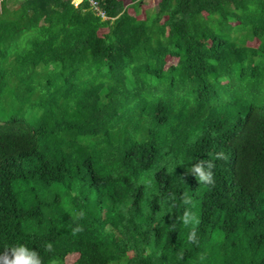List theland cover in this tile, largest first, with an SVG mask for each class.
<instances>
[{"label":"trees","instance_id":"obj_1","mask_svg":"<svg viewBox=\"0 0 264 264\" xmlns=\"http://www.w3.org/2000/svg\"><path fill=\"white\" fill-rule=\"evenodd\" d=\"M143 1H1L0 264H264V0Z\"/></svg>","mask_w":264,"mask_h":264},{"label":"clouds","instance_id":"obj_2","mask_svg":"<svg viewBox=\"0 0 264 264\" xmlns=\"http://www.w3.org/2000/svg\"><path fill=\"white\" fill-rule=\"evenodd\" d=\"M83 0H81L78 4L74 2L75 5H79ZM103 12V11H100ZM104 13H103V15ZM258 106H264V91H260L256 97L253 99ZM223 154L222 153H216L215 154V159H222ZM215 167L214 160H207V161H201L197 164H194L191 167V170L188 171L190 174L194 175L199 183L203 184H214V177H213V172L212 169ZM189 198H185L184 203H190ZM196 222L198 221L195 220L194 216H191L189 214H185L183 217V222L185 225H187L189 222ZM194 236L193 234L189 235V240H192ZM52 245L51 243H48L46 245V250L51 251ZM12 258L8 262V264H41V258L38 255L37 251L34 249H30L26 247L23 244L15 246L12 250Z\"/></svg>","mask_w":264,"mask_h":264},{"label":"rangeland","instance_id":"obj_3","mask_svg":"<svg viewBox=\"0 0 264 264\" xmlns=\"http://www.w3.org/2000/svg\"><path fill=\"white\" fill-rule=\"evenodd\" d=\"M1 1L0 0V10H1ZM81 0H74L75 3H79ZM22 2V0H8V5L11 7V8H15L17 7L20 3ZM124 2L126 4H129L131 2V0H124ZM158 3H159V0H144L143 3H142V9L143 8H150L152 11L153 10H157L158 8ZM232 7H235L234 5ZM233 19V17H230L229 19V22L231 23V20ZM259 44L258 40H253V41H249V45H252V46H257ZM178 61V58L176 57H172V56H169L168 57V63L169 64H176V62ZM78 258V254H72L70 256L67 257V262L68 263H73L77 260Z\"/></svg>","mask_w":264,"mask_h":264},{"label":"built area","instance_id":"obj_4","mask_svg":"<svg viewBox=\"0 0 264 264\" xmlns=\"http://www.w3.org/2000/svg\"><path fill=\"white\" fill-rule=\"evenodd\" d=\"M94 3V2H93Z\"/></svg>","mask_w":264,"mask_h":264}]
</instances>
